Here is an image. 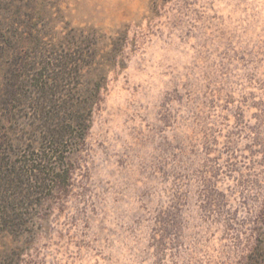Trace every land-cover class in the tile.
Returning <instances> with one entry per match:
<instances>
[{"label":"rangeland","instance_id":"1","mask_svg":"<svg viewBox=\"0 0 264 264\" xmlns=\"http://www.w3.org/2000/svg\"><path fill=\"white\" fill-rule=\"evenodd\" d=\"M0 264H264V0H0Z\"/></svg>","mask_w":264,"mask_h":264},{"label":"trees","instance_id":"2","mask_svg":"<svg viewBox=\"0 0 264 264\" xmlns=\"http://www.w3.org/2000/svg\"><path fill=\"white\" fill-rule=\"evenodd\" d=\"M62 72H65V66H64V70ZM69 71H66L65 73H68ZM49 89L53 92H50L51 94L55 92H57V89L60 87V85H54V86H48ZM72 88H70L71 90ZM69 90H65V94L64 97L61 101L62 105H61V109L59 110H63L64 112H70V118H68V120L73 119V121L78 124V127L76 128V131H79L81 134H79V137H82L84 134V130L86 129V126L84 125V112L87 111V106L86 104L89 103L88 100H90V98H88V94L83 93L82 88H78V91H80L81 95L79 94V96L81 97V100H78V97L76 98V96L74 97L73 94H68ZM79 93V92H78ZM88 93V92H87ZM50 94V95H51ZM94 94V93H93ZM54 101V100H53ZM64 117V116H63ZM63 121V123H62ZM65 118L60 121V126H58V124L56 125L57 127L54 128L53 126L46 130L48 132V135L46 136V154L44 155H36L37 157H32V158H28V160H26V162L28 163V171H38L39 174L44 173V169L43 167L45 166L43 163H46V170L49 171L51 170V167H48V163L52 161V158L54 157V153L62 150V146L64 148V145L66 144V136L69 133L68 131H72L74 130L75 127L71 128V124H64ZM55 126V125H54ZM65 139V140H64ZM65 143V144H63ZM62 145V146H61ZM67 145V144H66ZM65 145V146H66ZM64 151V150H63ZM66 151V150H65ZM53 156V157H52ZM40 165H43L42 168ZM37 174L34 172V179L39 181H41V177L44 178V176H39V178H37L36 176ZM55 177V176H53ZM32 178V177H30Z\"/></svg>","mask_w":264,"mask_h":264}]
</instances>
